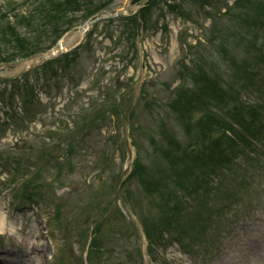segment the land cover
<instances>
[{
	"label": "rangeland",
	"instance_id": "374dc122",
	"mask_svg": "<svg viewBox=\"0 0 264 264\" xmlns=\"http://www.w3.org/2000/svg\"><path fill=\"white\" fill-rule=\"evenodd\" d=\"M96 1L100 3L110 2V8L107 12L113 13V11L115 12L117 9L122 8L127 0ZM164 1L166 2L164 3ZM235 1L237 2L238 0H223L222 2H218L217 0H206L204 2L203 0H183V5L187 6L192 16V22L185 23L180 15L171 11L169 5L172 4L169 0H156V4L152 8L154 17L146 22V31L141 34L137 43L139 54L135 61L131 60L132 52L129 51L126 52L123 60L120 59L118 55L124 47L126 48L123 51L128 49L127 44L121 42L119 45L114 44L115 46H112L109 38L104 39L102 29H105V27L100 24L97 29L98 33L89 37L87 44L81 48L78 65L74 67V71L78 76L79 88H76L77 83L75 85L62 83L64 88H62L61 93L57 94L54 89L49 92L44 90L38 83L40 77L36 74L26 79L28 81L31 80V82L39 86L37 99H40L46 105L49 103L51 105L49 107L46 106L45 110L40 109L41 114L28 129L20 128V132L11 128L7 131V134L0 130V153H7L21 159L28 158L31 160L32 157H35L33 154L37 153L38 148L35 147L37 143H45V139L42 140L40 138V133H45L46 126L51 123L48 118L54 116L52 115L54 112L58 114L63 109H68L69 100L76 90L82 91L79 102L72 104V110L66 111L67 115H65L70 123L73 122V126L67 125L66 130H72L76 127L78 131L77 126L81 127L79 130L81 137L79 143L74 144V148L70 146L63 151L58 147H54L49 149L50 152H39L40 158L42 157L44 160L39 161L38 164L43 165L45 163L48 170L46 174V180H48L50 189L48 192L52 194V190L56 189L59 194V198L57 199L61 201L56 218L57 222L65 223L60 225L62 229L66 226L68 227L70 240L69 242H64L62 246L67 245V251L70 252H63V256L66 259L64 264L86 263L91 226L99 224V218L102 217L99 208L104 204L105 198L109 199L106 209H110L107 217L111 220L107 222L103 233V236L107 234L106 236L109 237L107 247H111V253L105 252L109 264H119L120 261L124 262L126 254L131 250L133 251L136 247L137 244L134 241H129L126 238L125 231L129 229L135 211L138 214H143V216L146 213L154 214L155 210L152 202L144 210L141 209L140 204L146 199V185L150 179L148 175H170L172 173L171 164H168L164 156H162L163 152H161V148H165L168 151L174 150V146L170 143L174 133L172 129L174 124L172 126L168 124L171 127L168 137L162 141L160 137L156 136V129L162 126L160 115L157 111L164 116V112L159 107L164 105L172 91L181 84L182 78L178 72L182 68L193 65L195 67L199 63L200 57L204 61L207 55L215 58L223 66L226 64L223 60L227 62V59L222 57L221 54L224 52L219 43L225 40L224 36L226 35L222 27L225 28L229 25L233 27L235 20H240L234 13H230L228 9ZM201 6H208V11L213 16L211 14H208L209 16L203 14L200 10ZM34 7L35 5H33ZM23 10L26 11V9ZM225 11H227L226 16H220ZM119 25L118 23H114L110 27L115 32L116 37L122 29ZM243 26L246 27L245 24L238 25V29L241 28L242 33L245 32ZM5 27V22L0 24V29H5ZM61 27L62 23L59 21L56 29H60ZM75 30L71 31L68 35ZM20 31L25 32L23 28ZM27 34L35 37V34L30 30H28ZM205 38L209 42L213 41L212 45L204 42ZM201 40L204 41L200 44L198 50H192L188 55L182 53L183 46H187L186 42H192L195 45ZM2 47L4 49L7 48V44L2 43ZM239 51L240 49L237 47L233 49L234 54H239ZM191 52L193 55H191ZM193 58H195L194 61ZM101 71L102 74L99 75V79L92 80ZM48 76H50V73H48ZM109 79L116 82L118 91V95H111L113 100L110 101L108 98L110 105H115L119 101L121 107L127 105V107L130 106L133 109L124 111L123 121L118 120L121 116L113 120L111 117L100 130L88 131L90 129L86 126V122L82 123L79 120H71L68 116L72 112L77 113L80 108H84L90 97L96 98L99 90L95 83L105 84ZM127 80L131 83L134 91L128 95V101H124L120 100L119 97H121L120 94L124 90V86L126 87L129 84ZM144 81L147 82L146 90L149 95L146 99L147 103L144 100L141 102L139 100L140 89L138 83ZM114 89L115 85L113 86L112 93ZM119 91L121 92L119 93ZM100 100V97L96 99L97 104H99ZM37 105L39 104H35V106ZM47 108L50 109L47 110ZM101 110L103 109L99 105L97 113H100ZM122 110L116 109L114 111H119L120 113ZM1 116L2 112L0 111ZM46 119L48 120L46 121L45 128H43L41 121L44 122ZM131 128H134V131ZM154 137L157 140V145L155 146L152 145ZM178 137V141L183 142L181 133ZM22 138H24V141H20ZM134 139L140 147L138 150L141 155L140 167L144 173H137L134 179L136 183H131L129 186L124 187L120 193L119 179L120 176L125 174V169L130 164V153L133 149L130 143ZM125 142L127 143L126 152L123 147ZM261 146L262 156L264 157V140H262ZM49 154H52L54 157L58 155L67 157L68 155L65 163L67 168L64 175L57 173L55 169L56 163H52L54 161L50 160ZM49 163H51V166ZM239 164H237L238 167L234 168L232 178L225 181L224 188L220 189L219 187L218 193L213 192L209 194L211 195L209 197L210 202L215 203L221 199L224 189L228 190L233 187L238 188L242 186V182L245 181V170L248 164H246L244 169ZM259 188H261V196L258 197L260 202L255 203V210L253 208L255 214L250 219L245 218L238 223L236 232L230 237L234 238L226 243L227 252L224 251L220 255L219 253L214 256L212 255V260L209 259L207 262H204L201 256L184 255L176 242H170L165 248L158 250V263L163 264V258H165L168 264H264V178L260 181ZM147 196L151 197V195ZM86 197H88V200L85 199ZM38 198L41 199L40 196ZM48 199L52 202L51 197ZM110 201L113 202V206ZM22 203L26 205V208L21 212H15V204L9 193L0 198V214L6 216L5 225L7 226L6 229H0V252L13 255L16 249L19 250L21 246L26 247V245L28 247L29 243L36 241L39 245L41 243L47 244V264H62L58 260L61 244L56 243L54 245L44 235L42 227L46 224V215L43 205L40 203L34 204L25 199H22ZM44 205L50 206L53 204L44 202ZM76 210L87 211L86 215L81 216L77 220V222L82 221L81 226L76 225L75 222L73 223L72 215ZM121 215L125 220L121 218ZM189 215L187 214L190 219H195L196 215L194 213L190 212ZM206 217H209V215L204 211L203 214L198 216V222L206 223L208 221ZM86 230H90L89 235H87ZM38 231L43 235L42 242L38 238ZM78 232L81 233L75 237V234ZM80 234L84 238L78 237ZM56 235L58 239H61V233L60 235L56 233ZM233 240L240 242L239 247H234ZM140 244L142 243L140 242ZM253 251L258 253V258L247 257V254H252ZM30 257L32 260L35 257L39 258V260H41V257L45 259L42 251L38 254H32ZM92 258L94 259V256ZM33 264H37V262ZM123 264L127 263L124 262ZM137 264H139L138 261ZM140 264H145V262Z\"/></svg>",
	"mask_w": 264,
	"mask_h": 264
},
{
	"label": "bare ground",
	"instance_id": "6f19581e",
	"mask_svg": "<svg viewBox=\"0 0 264 264\" xmlns=\"http://www.w3.org/2000/svg\"><path fill=\"white\" fill-rule=\"evenodd\" d=\"M6 216L0 214V229H6L5 225ZM42 251V247L39 244L29 243L28 247L21 246L20 249H16V252L13 255L9 253L0 252V264H33L34 262L43 263V259L39 260V258L35 257L33 260L30 257L32 254H38ZM9 259V262L7 261Z\"/></svg>",
	"mask_w": 264,
	"mask_h": 264
},
{
	"label": "trees",
	"instance_id": "16d2710c",
	"mask_svg": "<svg viewBox=\"0 0 264 264\" xmlns=\"http://www.w3.org/2000/svg\"><path fill=\"white\" fill-rule=\"evenodd\" d=\"M72 4H73V6H75L76 5V2L74 3V2H71ZM57 6H59L60 7V4L59 5H57ZM15 45H20V50H21V46L23 45L19 40H18V38H16L15 39ZM26 48V47H25ZM24 51V50H23Z\"/></svg>",
	"mask_w": 264,
	"mask_h": 264
}]
</instances>
